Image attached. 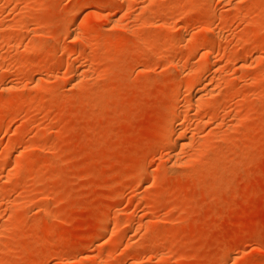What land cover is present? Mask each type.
I'll use <instances>...</instances> for the list:
<instances>
[{
    "label": "rangeland",
    "instance_id": "374dc122",
    "mask_svg": "<svg viewBox=\"0 0 264 264\" xmlns=\"http://www.w3.org/2000/svg\"><path fill=\"white\" fill-rule=\"evenodd\" d=\"M0 264H264V0H0Z\"/></svg>",
    "mask_w": 264,
    "mask_h": 264
},
{
    "label": "bare ground",
    "instance_id": "6f19581e",
    "mask_svg": "<svg viewBox=\"0 0 264 264\" xmlns=\"http://www.w3.org/2000/svg\"><path fill=\"white\" fill-rule=\"evenodd\" d=\"M148 4H149V3H148ZM71 6H72V5H71ZM70 8H72V7H70ZM211 41H213V40H211ZM207 42H208V41H207ZM213 43H214V42H213ZM211 51H212V50H211ZM206 52H207V51H206ZM207 54H208V52H207ZM202 56H203V55H202ZM203 58H204V56H203ZM197 76H198V75H197ZM215 77H216V76H215ZM201 78H202V75H201ZM215 79H216V78H215ZM199 80H201V79H199ZM203 80H204V79H203ZM195 81H196V80H195ZM195 81H194V82H195ZM184 82H185V81H184ZM194 82H193V83H194ZM198 82H200V81H198ZM188 83H189V82H188ZM188 83H187V84H188ZM191 83H192V82H191ZM191 83H190V84H191ZM190 84H189V85H190ZM185 86H186V85H185ZM186 87H187V86H186ZM190 88H191V87H190ZM190 88H188L187 90L189 91ZM209 90H210V89H209ZM211 90H212V89H211ZM184 91H185V90H184ZM181 92H182V91H181ZM213 92H215V91H213ZM174 93H175V92H174ZM208 93H209V92H208ZM178 95H179V94H178ZM209 95H210V94H209ZM209 95H208V96H209ZM197 96H199V94H198ZM200 96H201V95H200ZM203 96L205 97L206 95H204V94L202 93L201 98H197V97H196V99H197V100L199 99V102L201 103L202 100L204 99ZM211 96H212V95H211ZM215 96H216V95H215ZM215 96H214V97H215ZM218 96H219V95H218ZM178 97H179V96H178ZM175 98H177V94H176V97H174V101H173V102H176V101H175ZM213 99H216V98H213ZM172 104H173V103H172ZM178 104H179V103H178ZM170 105H171V103H170ZM200 105H201V104H200ZM171 106H172V105H171ZM198 106H199V105H198ZM170 108H172V107H170ZM173 108H174V107H173ZM173 112H174V110H173ZM175 113H176V111H175ZM175 113H174V115H175ZM178 115H179V114H178ZM173 117H174V116H173ZM173 117H172V118H173ZM175 117H176V116H175ZM175 117H174V118H175ZM175 119H176V118H175ZM170 120H171V119H170ZM176 120H177V119H176ZM169 122H170V121H169ZM169 122H168V124H169ZM172 122L175 123L173 119H172ZM170 126H174V125H173L172 123H170V124H169V127H170ZM167 127H168V125H167ZM168 130H169V129H168ZM171 130H172V129H171ZM172 134H173V133H172ZM173 135H174V134H173ZM170 136H171V134L169 135V138H170ZM165 137H166V136H165ZM182 137H183V136H182ZM166 138H167V137H166ZM179 139H180V138H179ZM168 140H169V139H168ZM175 141H176V140H175ZM187 142H188V141H187ZM183 145H184V144H183ZM174 148H175V147H174ZM174 151H175V150H174Z\"/></svg>",
    "mask_w": 264,
    "mask_h": 264
}]
</instances>
